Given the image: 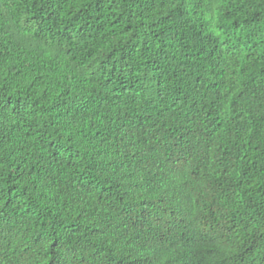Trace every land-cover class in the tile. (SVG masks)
I'll return each instance as SVG.
<instances>
[{
  "label": "trees",
  "instance_id": "1",
  "mask_svg": "<svg viewBox=\"0 0 264 264\" xmlns=\"http://www.w3.org/2000/svg\"><path fill=\"white\" fill-rule=\"evenodd\" d=\"M0 0V264H264V0Z\"/></svg>",
  "mask_w": 264,
  "mask_h": 264
},
{
  "label": "rangeland",
  "instance_id": "2",
  "mask_svg": "<svg viewBox=\"0 0 264 264\" xmlns=\"http://www.w3.org/2000/svg\"><path fill=\"white\" fill-rule=\"evenodd\" d=\"M213 6L215 5V0L212 1Z\"/></svg>",
  "mask_w": 264,
  "mask_h": 264
}]
</instances>
